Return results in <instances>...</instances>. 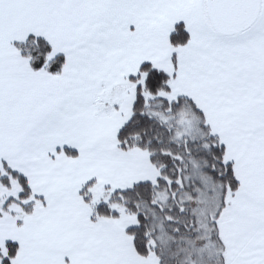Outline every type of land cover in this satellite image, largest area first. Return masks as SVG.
I'll return each instance as SVG.
<instances>
[{"label": "snow or ice", "instance_id": "1", "mask_svg": "<svg viewBox=\"0 0 264 264\" xmlns=\"http://www.w3.org/2000/svg\"><path fill=\"white\" fill-rule=\"evenodd\" d=\"M0 264H264V0H0Z\"/></svg>", "mask_w": 264, "mask_h": 264}]
</instances>
